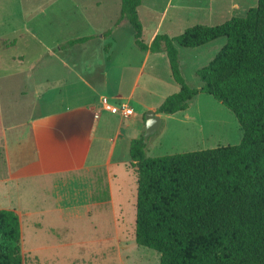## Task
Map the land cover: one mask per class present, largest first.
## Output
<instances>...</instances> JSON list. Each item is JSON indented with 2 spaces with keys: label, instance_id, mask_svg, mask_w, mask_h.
Instances as JSON below:
<instances>
[{
  "label": "rangeland",
  "instance_id": "rangeland-1",
  "mask_svg": "<svg viewBox=\"0 0 264 264\" xmlns=\"http://www.w3.org/2000/svg\"><path fill=\"white\" fill-rule=\"evenodd\" d=\"M183 1L193 5L198 1L204 4L211 2V0ZM219 2L225 8L224 14L218 13V17L214 14L211 16L214 19L208 21L205 20L206 17L210 18L208 12L199 14L202 20L198 22L195 20L186 22L183 17L179 18L181 14L168 12L169 8H176L175 4L178 5V2L170 7L171 0H143L146 8V12L144 13L143 9L140 16L143 25V43L150 44V27L147 18L153 20L154 12L158 8L160 12L158 25L160 27L165 25L164 28H168L181 24L183 29L170 32L180 35L185 28L195 25L218 26L233 17H244L249 9L257 6L258 0H219ZM115 4L116 0L107 4L104 0L103 2L101 0H0V209L15 207L20 215L23 225L24 264H160L159 253L138 246L135 240L137 175L134 167L131 166L129 140L140 138L145 134L146 113L151 110L157 111L168 96L179 92L180 86L172 78L168 59H164L166 54L142 52L136 45L134 30L127 20L122 21L111 35H106L120 17L121 0L119 4L117 1V9ZM230 5L231 9L228 12ZM89 34H93L96 38L86 44L62 49L70 39ZM225 43L226 39L222 38L195 49L179 48L181 71L191 88L202 86L197 71L209 65ZM47 56H62L67 62L79 56L76 63L91 60L97 65L103 63L105 56H108L107 60L113 58L112 64L107 67L106 78L110 86L105 91L101 89L97 93H88L85 85L77 84L76 73H74L75 77L72 76L73 80L66 83H74L76 89L69 101L70 104L82 102L83 96L88 98L85 101L99 103L101 97H108L117 106L125 104L134 111L130 117H124L122 114L116 116L121 118L123 123L120 128L118 126L121 136L117 143L114 161L123 159L126 154L128 170L115 181V191L124 196V204L119 207L122 213L119 220L123 221L125 228L122 236L107 235L108 220H101L102 224L104 222L107 225L106 228L104 224L102 237L90 231L88 229L90 222L94 223L96 219L100 222L95 216L99 214L94 213L92 221H89L83 217L82 210L77 214V209L69 206L67 202L59 206L56 193L54 195L56 182L36 176L24 179L27 175L20 170L22 166L17 161L14 162L11 153L16 146L13 130L23 127L30 119L28 116L32 112L30 104L35 101L36 91L47 94L54 84H59L62 78L68 75L58 60L49 59ZM143 65L146 66L144 75H142ZM147 74H153L160 80L157 85L151 87L150 95L146 92V88L151 85V79ZM91 77L87 75L84 79L93 86L104 79L93 80ZM137 83H139L138 87L135 86ZM64 88L67 90L66 87ZM119 94H122L120 99L111 97H118ZM50 95V99L53 98L56 102L55 106L49 107L60 108L61 102L66 97L63 88H53ZM132 96L147 102V107H143L138 101L131 102ZM160 115L163 121L162 127L147 143L149 157L238 145L243 138L242 128L235 115L205 93H200L194 98L186 111L174 115ZM133 117L138 119L139 128L131 133L126 129L131 125L129 120H133ZM106 118L101 123L99 132L107 139L95 141L93 149L100 161L110 152L117 128ZM19 145L24 147L22 157L25 160L33 158L29 143L24 145L19 141ZM30 166L29 173L37 174L36 164L30 162ZM16 183L21 186L16 187ZM8 196L11 200L6 201L10 200L11 203L19 201L20 204L11 206L5 203L4 200ZM62 208L66 216L77 214L79 217H73L68 222L61 220L59 210ZM104 208V213L107 211L106 215L111 217V206ZM31 213H34L33 216H30ZM50 223L59 226V230L51 229V231L48 228ZM64 225L67 226L65 230ZM86 241L92 245V249L87 247L89 252L83 249L82 244ZM63 243H69L71 246L62 248L60 245ZM82 256L86 259L80 261Z\"/></svg>",
  "mask_w": 264,
  "mask_h": 264
},
{
  "label": "trees",
  "instance_id": "trees-1",
  "mask_svg": "<svg viewBox=\"0 0 264 264\" xmlns=\"http://www.w3.org/2000/svg\"><path fill=\"white\" fill-rule=\"evenodd\" d=\"M142 0H121L142 52L165 53L179 92L156 113L186 111L200 93L213 97L236 117L243 138L222 146L163 157L147 156L144 137L130 144L137 175L135 240L160 254V264H264V0L244 17L218 26L195 25L178 36L158 34L142 41ZM95 36L68 41L62 49ZM226 43L197 71L202 86L191 88L182 74L179 48L195 49L218 39ZM19 215L0 209V264H24Z\"/></svg>",
  "mask_w": 264,
  "mask_h": 264
},
{
  "label": "crops",
  "instance_id": "crops-1",
  "mask_svg": "<svg viewBox=\"0 0 264 264\" xmlns=\"http://www.w3.org/2000/svg\"><path fill=\"white\" fill-rule=\"evenodd\" d=\"M101 1L103 2V0ZM111 1L112 0H104V3L107 4ZM117 1L119 4L120 0H116V9L118 8ZM216 1L211 0V2L207 4H204V2L202 1H198L197 4L193 5L191 3L187 4L183 0H171L170 7L176 2H178V5L175 4L176 8H169L168 12L174 11V13H179V15L181 14V17L179 18L183 17L184 19H186V22L192 20L198 22L202 20L199 17V14H207L208 12H210V18L206 17L207 19H205L209 21L211 19H214V17H211L214 14H216V16L218 17L219 14L222 15L225 13V8L223 7V5L219 2V0ZM143 9L145 10V13L146 8L144 7V3L142 0V5L138 9L139 17L141 16ZM230 9L231 5L228 12L230 11ZM159 13L160 12L158 8L154 12L155 17L153 18V20L147 18L150 27V44L158 34H167L170 37H175L178 35H174L170 32L175 31V29L179 31L183 29L182 26H180L181 24H176V26H169L168 28H164L165 25H162L160 27L157 23ZM186 29L187 28H185L183 32ZM86 36H93V34L85 35L82 37ZM47 57L49 59L54 58L58 60L62 64L64 70L68 72V75L62 78L63 85H61L62 82H60L59 84H54V86L52 87V89L55 87H59V89L63 88V91L66 92V97L63 99V102H61L60 108H51L49 106H55L54 103L56 102L53 98L50 99L52 89H50L47 94L46 92L43 93L39 90L36 91L35 101L30 104V108L32 111L28 115L30 119L27 123L24 124L23 127H18L13 130L16 146L14 150L11 151V153H13L14 162L17 161L22 166L20 170L23 171V174L27 175L24 177V179H29L32 177L34 178L36 176L52 179L54 182H56L54 187V195L56 193L55 197L57 196V200L59 202L57 203L59 206L61 203L64 204L67 202L69 206L77 209V214L80 213V210H82V212L84 213L83 217L87 218V220L89 219V221H92V216L94 213L99 214V216H95L100 220V222L97 219L94 223L90 222V225L88 226V229L90 231H92L96 235L100 234L99 236L102 237L104 235L103 228L105 223L103 222L102 224L101 220H108L109 223L107 225L109 231H107V235L122 236L125 228L123 226V221L121 220V222L119 220L122 215L119 207L120 205L122 206L124 204V196L122 195V193L115 191V181L118 180V177L123 175V172L126 173L128 171L126 167L127 156L125 154L123 156V159H118V161H114V158L116 156L117 143L121 136L119 128L122 126L123 121L121 120V118L116 117L119 115L113 114L103 108L101 102L103 97H101L100 103L85 101V99L87 100L88 98L83 96L82 102L74 105L70 104L69 101L76 89H74V83H66L72 81V76L75 77L74 73H76L77 75L75 78H78L77 84L85 85V87H87L88 89V93H97L98 90L101 89H104L105 91L110 86L108 79L106 78L108 70L107 67L112 64L113 58L107 60L108 56H105L103 63L101 65H97L91 60L76 63V60L79 56L74 57L75 59H73L71 62H67L64 58H62V56ZM165 58H167V56H164V59ZM145 67L143 65L142 75H144L145 73ZM87 75L92 76L91 78H93V80H98V78L104 79H101L96 86H93L89 83V81H86L84 79V76ZM68 77H70V79H68ZM147 77L151 79V85L146 88V92H148L150 95L152 94L151 87L157 85L160 80L153 74H147ZM135 86L138 87L139 83L135 84ZM64 87H66L67 90ZM121 96L122 94H119L118 97H111L120 99L122 98ZM132 101H138V103L145 108L148 104L145 101L136 99L134 96L131 97V102ZM110 102L116 105L111 100ZM105 117H107L106 119L108 122L114 123L117 128L116 133L113 137L114 140L110 152L104 157V159L100 161V158L97 157V154L94 153L93 149L95 141H105V139H107L99 132L101 123H103ZM129 122H131V125H128L126 129L127 131H131L132 133L135 129L139 128L137 126L138 119L136 117H133V120L131 119L129 120ZM132 140L133 139L129 140L130 144ZM19 141H21L24 145H27L28 143L31 145L33 158L25 160V158L22 157L24 147L19 145ZM30 162H34L36 164V169L38 171L37 174L35 172L32 175L31 173H29V170L31 169ZM104 172L106 175L105 177ZM17 183L16 187L21 186ZM8 199H10V196H8L4 200V202L9 203L11 206L20 204L19 201L18 203L9 202L11 199L9 201H6ZM106 206H111V217L106 215L107 211H105L104 213V207ZM3 209L13 210L19 215L15 207ZM59 212V218L66 222L71 220V218L73 217H79L77 214L66 216L64 213V208H62V210L60 209ZM33 214L34 213H31L30 216H33ZM103 216L105 220L104 218H102ZM107 217L108 219H106ZM107 225L105 226L106 228ZM48 228L50 230L55 229V231L59 230V226L51 223ZM63 228L65 230L67 229V226L64 225ZM89 243V241H86L82 244L83 249H85L86 251H88L87 247L89 249H92V245H89ZM63 244L60 245L62 246V248L71 246L69 243H66L64 245ZM81 259L80 261H83L86 258L82 256Z\"/></svg>",
  "mask_w": 264,
  "mask_h": 264
},
{
  "label": "water",
  "instance_id": "water-1",
  "mask_svg": "<svg viewBox=\"0 0 264 264\" xmlns=\"http://www.w3.org/2000/svg\"><path fill=\"white\" fill-rule=\"evenodd\" d=\"M145 120H146V131L143 137H144V143L147 144L149 140L160 131L163 121L161 116L153 110L148 111L146 113Z\"/></svg>",
  "mask_w": 264,
  "mask_h": 264
},
{
  "label": "built area",
  "instance_id": "built-area-1",
  "mask_svg": "<svg viewBox=\"0 0 264 264\" xmlns=\"http://www.w3.org/2000/svg\"><path fill=\"white\" fill-rule=\"evenodd\" d=\"M101 102H102L103 108L113 114H116V115L122 114L124 117H130L134 114V111L132 108H129L125 104L121 106L114 105L106 97H103Z\"/></svg>",
  "mask_w": 264,
  "mask_h": 264
}]
</instances>
